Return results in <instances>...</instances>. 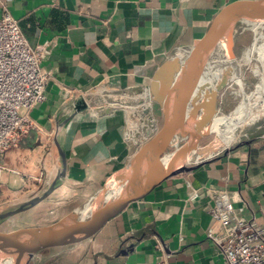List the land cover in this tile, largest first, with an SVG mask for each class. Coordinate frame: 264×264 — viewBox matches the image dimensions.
Instances as JSON below:
<instances>
[{
	"label": "crops",
	"instance_id": "0c3cea01",
	"mask_svg": "<svg viewBox=\"0 0 264 264\" xmlns=\"http://www.w3.org/2000/svg\"><path fill=\"white\" fill-rule=\"evenodd\" d=\"M231 1L0 0V15L6 10L17 21L31 47L46 45L48 52L40 66L53 74L44 102L30 112L39 133L31 130L20 149L0 156L14 170L1 175L0 196L6 189L35 183L37 174L53 176L58 155L52 140L55 116L68 100L97 88L149 83L155 68L169 54L199 38L219 9ZM109 111L114 112L76 113L63 135L65 175L84 181L79 184L85 195L81 203L94 192L93 180L103 177L99 162L114 160L116 167L122 163L125 126L130 141L139 146L150 137L145 133L156 130L162 121L155 102L115 106ZM250 147H233L211 163L163 181L144 198L128 204L93 237L75 243L66 258L71 264H157L166 255L168 264H224L206 235L212 224L210 190L229 191L237 204L245 206L248 217L254 212L257 221H262L264 150L251 157ZM250 160L259 163L252 165ZM71 185L61 187L78 193ZM73 210L78 206L61 211L58 217Z\"/></svg>",
	"mask_w": 264,
	"mask_h": 264
},
{
	"label": "water",
	"instance_id": "95a60500",
	"mask_svg": "<svg viewBox=\"0 0 264 264\" xmlns=\"http://www.w3.org/2000/svg\"><path fill=\"white\" fill-rule=\"evenodd\" d=\"M246 19H264V0H233L227 3L219 9L206 31L199 38L191 45L169 54L155 68L149 77L148 85L142 84L114 89V92H121V94L133 88L141 90V87L148 88L152 92L155 89L165 88L175 90L174 99L170 98L171 100L169 98L165 100V96L153 95L155 101L163 106V115L161 124L156 130L145 133L151 137L145 145L154 144L150 152L155 159L152 170L145 180L130 181L129 173L135 160L132 151L129 159L122 167H125L127 174L125 180L119 185L115 193L84 210H73L49 224L21 226L7 231H0V257H23L22 264H29L30 259L44 249L66 246L89 239L128 204L144 198L163 181L180 174L189 173L227 155L230 148L217 153L215 152L216 149H211L213 139L205 146H201V142L211 136L213 120L220 113L219 110H216V104L219 91L223 86L210 90L208 97H202L200 102L197 103L198 107L189 117L194 116L196 118L195 116H197L198 119L189 129L187 124L190 123L191 118L188 119L185 116L187 113L184 112L185 106L181 107L179 111H175V106L180 104V100L176 103L178 97H181V94L185 96L191 90L192 83L195 81L193 79L202 67L201 63L204 56H207L215 47L223 46L225 43L233 53V44L238 35V32L236 34L234 32L238 24ZM224 36L227 39L221 40ZM93 92L95 91L85 92L68 100L59 114L55 116V130L52 140L58 155L54 177L46 183V187H41L34 193L27 195L22 203H5L7 204L6 208L0 212V223L18 213L36 207L53 192L65 173V153L62 140L66 126L76 113L92 109L90 103H86V99ZM239 102L240 98L236 106ZM109 113L111 111L104 112V114ZM123 120L126 125L127 121L124 116ZM126 130L125 127V137L127 138ZM178 133L181 134L180 138L173 142L171 138ZM128 141L134 149V144L129 137ZM251 142L252 139L242 140L245 145H249ZM172 146L174 147L167 152V148ZM204 148L206 151L201 154L202 156H206L208 153H214L215 155L201 160V155H196V152ZM104 186L105 183L98 191L99 193L102 192ZM27 234H33L35 237L19 238Z\"/></svg>",
	"mask_w": 264,
	"mask_h": 264
},
{
	"label": "built area",
	"instance_id": "2783aa9c",
	"mask_svg": "<svg viewBox=\"0 0 264 264\" xmlns=\"http://www.w3.org/2000/svg\"><path fill=\"white\" fill-rule=\"evenodd\" d=\"M48 52L46 45L31 47L17 21L4 10L0 15V156L20 149L31 130L39 133L31 110L45 100V87L53 77L40 66ZM20 157L26 158V156ZM25 161V160H23ZM25 163V162H24ZM14 171L0 161V177ZM208 212L212 224L206 235L219 251L224 264H264V210L262 221L255 213L248 217L227 190H210ZM157 264H168L166 255Z\"/></svg>",
	"mask_w": 264,
	"mask_h": 264
},
{
	"label": "bare ground",
	"instance_id": "6f19581e",
	"mask_svg": "<svg viewBox=\"0 0 264 264\" xmlns=\"http://www.w3.org/2000/svg\"><path fill=\"white\" fill-rule=\"evenodd\" d=\"M248 30L251 32L253 30V32L244 56L237 58L233 55L232 50L229 48L227 43L223 46L215 47L202 59V67L198 71V74L194 77L193 81H195H192L191 90L186 93L185 96L181 94V97H178L176 101V103H178L180 100V104L175 106V111H179L181 107L183 108V106H185L184 112H187L185 116H187L188 119L191 118L190 123L187 124V128L189 129L193 126L196 119H198L197 116H195L196 118H194V116H189L194 113L196 107H198L197 103L200 102L202 97L206 96L207 98L210 90L220 88L221 86L224 87L226 85L231 87L237 86V94L243 89L246 92L244 78L242 77L243 69L245 68L246 70L249 64L254 61L261 65L263 78L260 84L261 86L259 92L256 94L250 93V97L247 95V97H249L248 99L247 97L246 99H240L238 105L236 107L234 106L235 108L231 111H220V113L215 116L211 126V136L213 137V140L210 147L211 149H216V153L230 148V146L242 134V131L253 126L255 122L264 123V19H246L241 21L234 34L238 32L239 35L240 33ZM225 39H227L226 36H224L221 40ZM249 70L248 73L246 72L245 74L246 77L249 74ZM148 84L149 83H147V85ZM140 89L141 90L133 88L132 90L124 91L121 94V92H114V88L112 87L97 88L96 91L86 99V103H90L91 108H95L98 113H104L115 106L128 108L138 107L148 102L157 103L154 98L155 95L162 97L165 96V100L168 98L169 100L174 99L173 96L175 95V90L169 88L155 89L153 92L152 90H148V88L141 87ZM157 104L159 105L163 115V106H160L159 103ZM188 113L189 115H187ZM219 121H221L222 127L221 129L218 127V131H216V124ZM180 135L181 134L179 133L174 135L171 140L176 142V140L180 138ZM150 138L151 137L147 138L139 146H134L133 152L135 160L129 173L131 182L145 180L152 170V164L155 159L150 150L154 147V144L145 145L149 142L148 140H150ZM142 146L146 147L143 148ZM204 151H206L205 148L199 149L197 150L196 155H201ZM213 155L215 154L208 153L206 156L201 155L200 159L209 158ZM126 175L125 167L113 172L107 178L102 192H98L88 201L87 205H84L78 210H84L93 204L99 203L101 199L115 193L119 188V185L125 180ZM50 178L52 179L51 176L49 177V180ZM65 193H68V191H61L60 195H65ZM25 199L26 197H22L13 203H22ZM6 205L7 204H3L0 206V212L6 208ZM33 237H35V235L27 234L19 238L25 239ZM23 261V257H0V264H22Z\"/></svg>",
	"mask_w": 264,
	"mask_h": 264
},
{
	"label": "rangeland",
	"instance_id": "374dc122",
	"mask_svg": "<svg viewBox=\"0 0 264 264\" xmlns=\"http://www.w3.org/2000/svg\"><path fill=\"white\" fill-rule=\"evenodd\" d=\"M252 32H253V30H252ZM252 32L248 30V31H244V32H242L236 36L234 44H233V53L237 58L245 55V53L247 51L248 43L250 42V39L252 38ZM248 70H249V74L246 77L245 74H246V72L248 73ZM242 77L244 78L246 92L243 89V90L239 91V93L237 94V86H232V87L228 86V85L224 86L219 91V94L217 97L216 110H219L221 112H228L231 109H233L234 106H236L239 98L240 99H246L247 95H249V97L251 96L250 93L256 94L259 92L260 86H261L260 84H261L262 78H263L262 67L259 63L254 61L251 64H249V66L246 70L244 68L242 71ZM249 97H247V99ZM95 110H96L95 108H92L91 110L87 109V110L83 111V113L85 112L88 115H91V114L95 115ZM187 115H189V113ZM218 127H220L219 129H221V127H222L221 121L217 122L216 129ZM216 131H218V129ZM212 139H213L212 136L205 138L201 142V146H205ZM245 139H252V142L249 144V146H251V147H253V146L262 147L264 144V123H261V122L256 123L255 122L253 124V126L242 131V134L230 146V151L233 147L245 145L242 143V140H245ZM126 142H127L126 149L124 150V152H122V154L119 157V160L120 159L122 160L121 161L122 163H120L119 166L116 167L114 165V160H112L110 163L107 162L106 160H105L106 162L104 160L99 162L100 168H98V172L102 170V172L104 173L103 177L101 178V180L98 178L93 180L94 185H95V190L93 189L94 192L91 193L89 195V197H87L83 203L80 202V199L82 197H84L85 195H82V186L79 184L80 183L82 184V182H84V181H80L79 179H77L75 176H73L71 174H69L66 177V175L64 173L62 179L60 180V182L56 185L55 189L53 190V193H54L53 196H51L50 198H46L47 200L42 204L41 207L31 208L29 211L21 212L19 214L12 216L8 220L2 221L0 223V231H7V230L15 229V228L21 227V226H28L27 224H30L31 221L34 222V225L49 224V223L59 219L58 214H60L61 211L62 212L68 211V210L72 209V207H74V206H78V209H79V208H82L84 205H87L88 201L93 196H95V194L100 190L97 188H102L106 179L113 172L122 168L123 165L125 164V162L129 159V157L131 155V149H130V143L128 141V136L126 138ZM254 144H256V145H254ZM173 147L174 146L168 147L167 152L170 151ZM55 149H56V147H55ZM129 149H130V151H129ZM44 151L46 152L45 148H44L43 152ZM36 152L38 155V149L36 150ZM39 152L41 153L42 150L41 151L39 150ZM47 154L45 153L44 155L47 156ZM37 159H38V156H37ZM50 164L52 165L51 161H50ZM65 167H66V161H65ZM51 171H53V169ZM64 176L66 178H64ZM35 177H36V182L35 183L31 182V183H29L28 186L27 185L25 187L18 186V187L11 188L9 190L6 189L3 192V194L0 196V205H3L5 203L10 204V203H13L14 201L22 198V197H26L28 195L27 194L28 190L33 189L34 187H37V189H39L41 187L43 188V187L47 186L46 183L49 180L48 177H45L44 174H42V173L37 174V176H35ZM51 177L53 178L54 176H51ZM71 184H73L74 189H75V187L78 188V193L75 191H72L70 189H65V187H61V186L71 185ZM76 185H78V186H76ZM10 190H12V191H10ZM64 190L68 191V193H65V195L71 194V196L66 197L65 195H60V192L64 191ZM46 214H51V215H46ZM45 216H46V219H45ZM73 248H74V244L73 245L70 244V245L64 246L62 248H59V247L56 248L55 247V248L44 249V250L38 252L37 254H35L30 259L29 264H71L72 260L66 258V255H68L69 252H72L71 249H73Z\"/></svg>",
	"mask_w": 264,
	"mask_h": 264
},
{
	"label": "trees",
	"instance_id": "16d2710c",
	"mask_svg": "<svg viewBox=\"0 0 264 264\" xmlns=\"http://www.w3.org/2000/svg\"><path fill=\"white\" fill-rule=\"evenodd\" d=\"M262 150H264V144H263L262 147H259V148L250 147L249 153H250L251 157H254L256 154H258ZM255 163L257 164L259 162L258 161H255V160H252V161L250 160V164L253 165ZM0 193H1V190H0Z\"/></svg>",
	"mask_w": 264,
	"mask_h": 264
}]
</instances>
